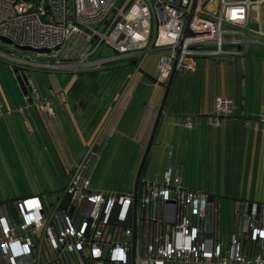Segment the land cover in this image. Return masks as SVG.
I'll use <instances>...</instances> for the list:
<instances>
[{
  "label": "built area",
  "instance_id": "2783aa9c",
  "mask_svg": "<svg viewBox=\"0 0 264 264\" xmlns=\"http://www.w3.org/2000/svg\"><path fill=\"white\" fill-rule=\"evenodd\" d=\"M262 2L0 0V37L50 50L38 55L57 57L64 48L61 61L44 66L73 79L102 62L96 56L102 46L117 55L105 62L161 51L153 80L158 85L174 63L176 72H188L196 59L248 52L256 39L245 26ZM14 64L28 77L26 103L18 111L34 106L54 116L50 96L64 99L63 90L48 88L42 96L28 76L32 63ZM230 112L231 100L217 96L208 119L217 126ZM257 120L264 124V113ZM184 125H191L188 117ZM92 156L90 147L75 161L65 200L50 208L37 195L0 202V264H41L43 256L46 264H264V203L236 199L232 216L223 218L218 197L183 185L171 159L162 172L143 173L136 199L132 190H97L87 177Z\"/></svg>",
  "mask_w": 264,
  "mask_h": 264
},
{
  "label": "crops",
  "instance_id": "0c3cea01",
  "mask_svg": "<svg viewBox=\"0 0 264 264\" xmlns=\"http://www.w3.org/2000/svg\"><path fill=\"white\" fill-rule=\"evenodd\" d=\"M263 4L264 0L249 16L248 23L255 20L257 25L252 27L254 31L251 32L256 41L250 44L248 50L252 56L244 58L246 52L232 59L236 69L238 65L242 68L231 72L234 81L229 96L213 86L218 76L225 77L226 68L232 67V62L196 59L186 88L176 85L178 72L175 74L153 141L162 145L153 144L151 149L160 148L164 153L160 171L169 159L172 160L174 172L182 177L183 185L213 196L258 203H264L261 200L264 199V191L258 190L260 186L264 188V124L257 120L258 115L264 113ZM145 57L146 54L139 57L131 67L127 66L128 60L123 58L126 62L117 68L128 71L124 83L120 88L112 86L109 90L108 85L104 86L103 93L99 94L100 85H96L93 79L100 68H108L103 66L108 65L103 58L108 57L98 54L97 58L102 62L98 61L94 68L83 73L86 74L87 83L76 82L68 90L66 86L59 85L65 98L51 96L54 116L34 106L20 113L18 108L25 105L27 93L20 95L15 87L8 96L0 90V163L14 171L23 166L25 158H32L36 166L28 167V173L37 175L39 181L34 189L26 187L27 192L13 194L0 202L10 201L17 196L37 195L48 209L52 204L64 201V188L75 161L92 147V143H100V140L106 148L104 150L102 147L101 157L95 159H103L109 148L113 152L124 147L127 163L131 171L134 169V181L164 92L162 87L161 94L156 93V85L151 81L153 78L142 70L141 63ZM216 70L223 74L213 77ZM141 86L143 90H139ZM38 88L42 94H46L48 88L54 89L50 85ZM217 96L231 100V112L215 126L210 123L208 115L213 112ZM186 117L191 120L190 126L184 125ZM182 148L185 159L181 160ZM38 160L40 167L37 166ZM200 162L204 168L199 176L194 174V165L199 168ZM150 171L159 172V168H151ZM208 171L209 185L203 179ZM223 172L231 176L227 188L219 187L216 183L223 179ZM193 178L195 183L189 185L188 179ZM25 179L19 177L22 186ZM28 180L27 185L33 184L32 179ZM43 183L45 188H42ZM61 188L63 196L59 194L55 200L45 203L43 195L48 189Z\"/></svg>",
  "mask_w": 264,
  "mask_h": 264
},
{
  "label": "rangeland",
  "instance_id": "374dc122",
  "mask_svg": "<svg viewBox=\"0 0 264 264\" xmlns=\"http://www.w3.org/2000/svg\"><path fill=\"white\" fill-rule=\"evenodd\" d=\"M262 8L264 9V4ZM256 26L257 25H256L255 20L253 21L251 20V22H249L245 26V30L247 31L249 37L254 38L251 35V32L254 31L252 27H256ZM226 48L230 49V48H233V46H226ZM102 51L103 53H100V54H102L103 57L106 56L112 59L117 56L115 52L108 46H102ZM63 52H64V48L57 50L56 51V54H58L57 57H52L50 54L46 56L38 55L36 51L20 49V48H17L15 45L4 43L0 40V53L5 55V56H0V90L2 91L3 94L7 93V95L9 96L13 92V88L16 87L19 94L22 95V90L20 87L18 76L14 72L15 68H13L12 66L14 64L15 59L27 60L30 63H32V66H26V67L29 69L28 76L30 78V81L34 83L37 87L39 86L46 87L50 85L54 87L53 90H55V92H58L59 90L62 89V87L59 88V85L66 86L68 90V88H70L76 82H80L82 84L87 83L88 79L85 78L86 74H80L78 75V78L74 80L73 78H71L70 74L66 73V71H58V70L51 69V68H45L44 66L45 64L52 63V62L58 63L59 61H61ZM161 53H162L161 51L149 52L146 54V57L144 58L145 60L141 63L142 70L145 71L146 75L153 78L151 81H153L155 79V76L157 75V72H158L157 64H158ZM251 56L252 55L249 54L248 52L247 54L244 55V58L251 57ZM234 58H239V56L235 57L233 55H220V56H217L211 59H213L214 61L220 60L221 62H223L224 60H228V61L230 60L232 62V59ZM195 61L193 62L194 64H195ZM124 62L126 61L122 57L118 56L117 61H113V62L109 61L108 65H103V66H108V68H103V67L100 68L101 66L99 67L100 69L98 70L96 76L93 79L96 85H100L99 94L103 93L104 86L108 85V90L112 86H114L115 88L117 87L120 88L122 86V84L124 83L126 79L125 77L128 71L126 69L124 70L123 68H117V67H120L121 64H124ZM14 65H17V64H14ZM240 68L242 67L238 65L237 69H240ZM118 69H120V71H118ZM237 69L235 67V64L232 62V67L229 66L226 68L227 71L225 73V77L218 76V80L214 81L215 84L213 88L215 90L225 92V94L229 96L228 92L232 89V84L234 81V78L230 75H231L232 70L235 71ZM219 73L220 75L223 74L221 73V71L219 72V70L218 71L216 70L215 73H213V77L214 76L217 77ZM190 74H191V71L190 72L189 71L188 72L178 71V73L176 74L177 77L175 79L176 85H178V87L181 85L182 88H186L187 78L189 77ZM155 85H156V88H155L156 93L160 92L161 94L162 87L157 86V84ZM139 90H143L142 86L139 88ZM39 92L42 96H45L47 94V93L42 94L40 90ZM162 94H163V91H162ZM50 100H51V96H50ZM160 147L162 148V146ZM226 147L228 148L227 145ZM122 148L121 149L118 148L116 151L114 150L113 152H111L112 148H109L108 154L105 155L103 159H100V160L95 159L93 161V163L90 166V169L87 172V175L90 177L91 184L94 189L111 190V191H117V192H122L125 190L132 189V186H133L132 176H133L134 169L133 171H131L132 168H130V164L127 163L126 150ZM156 150L163 152L160 148H158V149H154L152 151V154H155L154 151ZM182 159H185L183 148H182L181 160ZM152 160H153V156L150 157L149 163ZM227 160H229V157H227ZM32 165L36 166L35 161L32 158H25L23 162V166L21 165L20 168L17 167V169L12 171L10 170V168L7 169L6 166L0 163V200L9 198L13 194L16 195L18 193L27 192L28 190L27 188L34 189L35 186L39 184L37 175L33 176L32 173H28L29 169L27 168ZM37 166L40 167L39 160L37 162ZM198 166L200 167L198 168L196 164L194 165V174L200 176L202 174V170L204 167L201 165V162L198 163ZM148 170H149V167L146 168L145 175L147 174ZM222 176H223V179H221L220 181L216 183L219 185V187L223 186L224 188H227L229 186V180H231V176H229V173L227 172L226 173L223 172ZM19 177H26V179L23 180V186L21 185ZM28 179H32L33 184L35 185L33 184L27 185V181H29ZM203 179H204L205 184L207 185L210 184V171L205 172ZM193 183H195V178L188 179L189 185ZM45 187L46 185L45 183H43L42 188H45ZM61 190L62 188L60 190L53 189L52 191L48 189L47 193L43 195V199L45 203H49L51 202V200L52 201L55 200V198L59 194H62ZM258 190L264 191V188L260 186ZM262 196H263L262 198H264V193ZM256 200H260V199H256ZM261 200H264V199H261ZM224 216H227V215L224 214ZM41 264H46V258L44 256L41 258Z\"/></svg>",
  "mask_w": 264,
  "mask_h": 264
},
{
  "label": "water",
  "instance_id": "95a60500",
  "mask_svg": "<svg viewBox=\"0 0 264 264\" xmlns=\"http://www.w3.org/2000/svg\"><path fill=\"white\" fill-rule=\"evenodd\" d=\"M189 19H190V16L188 17L187 22H186V26H185V30H184V34L185 35L189 33V29H188ZM97 26L98 25H96V27ZM0 40L2 42H4V43H9L10 44V41L8 39L4 38V37H0ZM16 47L20 48V49H24V50H33V51L40 52V53H49L50 52L49 49H33V48H30V47H26V46H16ZM111 61H116V59H113ZM136 61H137V59H134L132 61V64H136ZM19 70H20L19 68H15L14 72L18 76V80L20 82V87H21L22 92L26 94L27 93V85H28V77L24 73L19 72ZM175 74H176V66H175V63H174L168 80L166 82L158 83V85L160 87H163L164 92H163L162 101H161V104L159 106L158 113H157L154 125H153L151 133H150L149 140H148V142H147V144L145 146V150L143 152L142 158L140 160V163L138 165L137 171L135 173L133 186H132V191L134 193L135 199H136V196H137V191H138V187H139V184H140V179H141V176H142V173H143V169H144L145 164H146V162H147V160L149 158L152 146L154 144L153 141H154L156 129H157V126L159 124V120H160L161 114H162L163 109H164V104H165L167 96H168V94L170 92V89H171ZM86 102L87 101H85V103ZM105 148H106V146L104 147V150H105ZM99 149H100V144H98L97 141L95 143H92L91 151L93 153H96L97 151H99ZM104 150H103V152H104ZM96 157H101V155L100 156H92V159H91V162H90L91 164L95 160ZM213 197L214 196L212 194H210V198H213Z\"/></svg>",
  "mask_w": 264,
  "mask_h": 264
},
{
  "label": "trees",
  "instance_id": "16d2710c",
  "mask_svg": "<svg viewBox=\"0 0 264 264\" xmlns=\"http://www.w3.org/2000/svg\"><path fill=\"white\" fill-rule=\"evenodd\" d=\"M127 60H128L127 66L131 67V65H132V62L131 61L134 60V59H127ZM12 66H13V68H18L14 64ZM83 73H85V72H81L80 74H83ZM154 144H158V143H154ZM158 145H162V144H158ZM156 149H158V148H156ZM152 151H151V154L150 155L153 156V160L149 163V165H147L148 162H149V160H150V157H151V156H149V158H148V160H147V162L145 164V167L143 169V173L145 175L146 168L149 167V170H148L147 174L145 175L146 177H150L154 172H158V171H150L151 168H155V167L157 168L158 167L159 168V172H162L163 171V170L160 171V168L163 166V164L161 165L160 162H161V158L164 157L162 155L164 153L161 152V151H159V150L158 151L156 150V151H154L155 154H152ZM191 189H193V188H191ZM194 190H200V189H194ZM18 197H23V196H17V198ZM216 197H218V201L220 202V207H221L220 208V213L222 214L223 218L228 217V216H232V212L234 211V205H235V200L236 199H227L225 197H222L221 195H216ZM243 200H245V199H243ZM246 201H248V200H246ZM224 214H226L227 216H224Z\"/></svg>",
  "mask_w": 264,
  "mask_h": 264
},
{
  "label": "flooded vegetation",
  "instance_id": "af4514ba",
  "mask_svg": "<svg viewBox=\"0 0 264 264\" xmlns=\"http://www.w3.org/2000/svg\"><path fill=\"white\" fill-rule=\"evenodd\" d=\"M19 72H22V71L19 70ZM98 144H100V150L95 153V156H100L102 147H104L103 142L101 140H100V143H98Z\"/></svg>",
  "mask_w": 264,
  "mask_h": 264
}]
</instances>
